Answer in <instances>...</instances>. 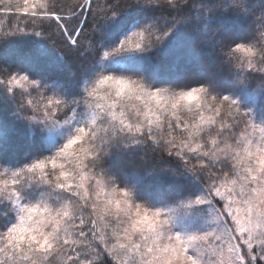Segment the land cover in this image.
<instances>
[{
    "label": "snow or ice",
    "instance_id": "snow-or-ice-1",
    "mask_svg": "<svg viewBox=\"0 0 264 264\" xmlns=\"http://www.w3.org/2000/svg\"><path fill=\"white\" fill-rule=\"evenodd\" d=\"M0 16V264H264V0Z\"/></svg>",
    "mask_w": 264,
    "mask_h": 264
},
{
    "label": "trees",
    "instance_id": "trees-1",
    "mask_svg": "<svg viewBox=\"0 0 264 264\" xmlns=\"http://www.w3.org/2000/svg\"><path fill=\"white\" fill-rule=\"evenodd\" d=\"M60 2L62 4H64V5H70V4H72L74 2V0H60ZM253 2H258V0H253ZM134 14L135 13H132V15H134ZM258 15H259V12L257 10V16ZM16 19H17L16 17H3V16H0V25L7 26L10 23H15ZM255 19H256L255 17H252L249 20V22L244 25V28L243 29H239V30L236 28L235 25L229 24V27L232 29V31L234 33V38H237V37L243 35L244 32H241V31L245 30V29H248L251 26V24L253 23V21H255ZM256 27L257 28L260 27L258 21L256 22ZM261 30H264V29H261ZM187 39L192 43L193 46L199 47L206 40V37L203 36L202 34H197L195 32H192ZM60 46L63 47V42H60ZM68 62L73 65V70H75L77 65H76V62L74 61V59H72L70 57ZM39 70L42 71V72H45V73H57L58 72V69L56 68L54 63L51 60H49V59H43L41 61L40 66H39ZM69 73L70 72H65L62 75L64 76L65 79H67L71 83L72 80L74 79V77H73V75L71 76ZM253 83L254 84L258 83V81L253 80ZM10 138L14 142L22 144V145L25 144L26 141H27L26 134L18 136L16 133H13V134H11ZM144 171H147V170H144ZM143 179H144L145 184H152L155 178L153 176H151V175H144Z\"/></svg>",
    "mask_w": 264,
    "mask_h": 264
},
{
    "label": "rangeland",
    "instance_id": "rangeland-1",
    "mask_svg": "<svg viewBox=\"0 0 264 264\" xmlns=\"http://www.w3.org/2000/svg\"><path fill=\"white\" fill-rule=\"evenodd\" d=\"M247 30H248V29H245V30H242L241 32H246ZM69 74L72 76V73H71V72H70ZM70 75H69V76H70Z\"/></svg>",
    "mask_w": 264,
    "mask_h": 264
}]
</instances>
